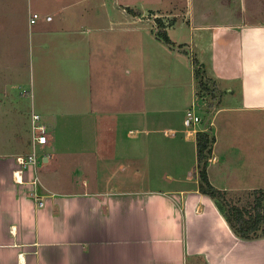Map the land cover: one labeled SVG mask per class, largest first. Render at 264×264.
Masks as SVG:
<instances>
[{
    "label": "crops",
    "instance_id": "1",
    "mask_svg": "<svg viewBox=\"0 0 264 264\" xmlns=\"http://www.w3.org/2000/svg\"><path fill=\"white\" fill-rule=\"evenodd\" d=\"M17 1L0 0V20L25 26L36 85L12 93L1 49L16 36L0 27V115L11 125L0 141L8 146L0 151V264H264V236H237L199 192L195 147L197 131L214 137L206 172L215 188L264 190V0H232L234 8L231 0H184L179 14H165L174 19L166 31L188 34L184 44L218 93L209 94L216 98L205 123L197 113V125L181 126L162 145L152 124L168 115H152L133 72L136 33L142 43L161 41L135 24V14L103 0H23L19 9ZM32 12L40 18L31 24ZM56 74L70 84L64 98L54 92ZM27 93L32 113L35 104L43 109L47 135L34 166L17 161L32 150L31 115L21 120ZM126 127L134 136L121 135ZM152 145L166 155L156 164L159 188L146 185ZM189 154L194 169L185 182Z\"/></svg>",
    "mask_w": 264,
    "mask_h": 264
},
{
    "label": "rangeland",
    "instance_id": "2",
    "mask_svg": "<svg viewBox=\"0 0 264 264\" xmlns=\"http://www.w3.org/2000/svg\"><path fill=\"white\" fill-rule=\"evenodd\" d=\"M103 1L108 5V8H118L119 10L125 9L126 11L135 14V24L143 26L141 30H143V32L148 35L152 33L155 35L156 31L158 30L156 18H158V20L163 23L166 28L165 30H167L168 27L174 25V19L172 17H166L165 14L178 13L186 7L184 0ZM233 3L234 1L232 2L231 0V3L229 5L230 8L236 7V5ZM21 5H23V0H18L16 4L17 9H19ZM107 5H104L103 7L105 8L107 7ZM10 22L11 23H9L8 19L0 20V27L8 28L9 33H15L16 36L13 46L1 49V56L2 59H4L1 68L5 69V79L10 80L8 81V83L10 84L9 87L13 89L12 93L15 94L17 92L16 94L19 95V92H22V94H24L23 90H28V92L32 93L36 85L33 80L35 65L32 64L31 61L32 53L31 48L29 46V41L26 39L27 32L22 33L21 29V27H23L24 29L26 28L21 21V25L17 24V22L15 21V17H12V20H10ZM144 27H147L148 29L150 28L149 31ZM178 30L179 29L172 28L171 30L169 29L168 31H166L168 33V37L170 38L173 44H171L170 46L166 45L163 42L158 43V45H156V43H153L155 45L152 46L150 45V43L147 42L146 36L144 43H142L143 35L141 34V32L136 33L133 71L134 80L136 84L135 91L138 93L140 91L141 95L144 93V104L145 106L149 107L152 112V115L157 114L161 111H165L163 113L168 115L167 121H161L160 119H157V123L155 122L154 124H152V129H154V131L151 132V135L153 136L155 142L161 145L167 140L177 138L180 135L179 128H181V126L182 128H184L182 124L183 116L185 114V111L191 106V104L196 107L194 108L195 112L201 115L202 122L205 123L208 112L211 109V105L214 104V99L217 97L218 93L217 90H215L213 85L214 83L212 81L205 82L206 84H208V88L210 89H208L207 91H204L203 89L199 90L198 82L194 77L193 70V66L195 64H198V59H196L195 53L191 52V50H188V46H186V44L188 45L189 43V39L187 36L188 34L185 31L180 32ZM138 34L141 37H138ZM7 40L10 39L8 38ZM174 41L176 42L174 43ZM154 42L156 41L154 40ZM176 50H181V52H178ZM11 52H13L14 54H11ZM4 54L6 55L4 56ZM15 60H17L18 64L15 63ZM52 74H54V72ZM59 76H62L63 80V75H55V77L58 78H55L54 84L56 86L54 92L56 93L57 98H64L67 93L63 91L65 89L67 90L68 85L70 84H67L66 80H60ZM0 89L2 90V86H0ZM194 90L196 98L193 99V93L192 96H190V93ZM212 90L216 97H212L209 95L208 91L212 93ZM198 92L203 93L198 96ZM135 95L137 96V93H135ZM21 98L23 102V107L25 108L22 110L21 120L24 121L25 119L30 118L32 111L30 108L31 105L29 94L27 93L26 96L22 95ZM42 100L43 98L41 97V102L38 101V104L41 106H43ZM34 106L35 107H33V111L43 116L44 112L42 107L38 108L36 107V104ZM10 129V123L4 120L2 115H0V141L5 140V137L8 135ZM128 129H131V127H126L122 131L121 135H123V137L125 138H127L126 136H134V134L128 132ZM165 129H175L176 134L173 136L165 137L163 135V131ZM241 129L242 128L239 126L234 129L235 136H238L237 133ZM28 132L30 136V130ZM159 146L152 145L149 152L150 157L148 159L151 163V176L148 178V183L146 182V185H148V187L159 188L165 185V182H163L162 177H160L161 171L159 168H157L158 166L156 165L159 163L162 164L166 162V155H163L164 151L163 149H160ZM7 147L8 146L6 145L0 144V151H5ZM159 149L161 150V152L159 151ZM39 150L40 149H38V151ZM40 155L41 154L39 153L37 154L38 159ZM188 157L189 159H184V165L180 169V178L183 181L185 180V182L186 179L189 178V176H187L188 172L193 171L194 169L193 156L189 154ZM40 162L41 161H39V163ZM41 164L43 163L41 162ZM168 170L173 169L168 166ZM144 171L146 175L145 168ZM169 172L173 174V171ZM44 174L45 172L41 171L40 166H38L37 175L41 176ZM130 183L131 182H127L126 184ZM227 197L233 203L241 205L244 204L246 200H248L249 196L246 193H228Z\"/></svg>",
    "mask_w": 264,
    "mask_h": 264
},
{
    "label": "trees",
    "instance_id": "3",
    "mask_svg": "<svg viewBox=\"0 0 264 264\" xmlns=\"http://www.w3.org/2000/svg\"><path fill=\"white\" fill-rule=\"evenodd\" d=\"M156 21L158 30L155 33V37L170 46L172 42L168 37L165 26L158 18H156ZM193 70L199 90L203 89L207 91L210 89L208 88V84L205 83L207 80L205 79L202 67L195 64ZM201 93L198 92V96ZM208 93L211 94L209 91ZM213 141L214 137L205 130L197 131L195 134L199 192L209 196L214 201L229 227L237 236L244 239L264 236V190L257 193H248V200L244 204L238 205L229 200L226 191L215 188L209 182L206 165Z\"/></svg>",
    "mask_w": 264,
    "mask_h": 264
},
{
    "label": "built area",
    "instance_id": "4",
    "mask_svg": "<svg viewBox=\"0 0 264 264\" xmlns=\"http://www.w3.org/2000/svg\"><path fill=\"white\" fill-rule=\"evenodd\" d=\"M40 18V15L37 12H32L29 14V22L35 23ZM46 20H50V16H46ZM200 122V117L195 112L194 107H190L185 111L183 116L182 124L185 128H192ZM30 133H31V143L32 150L26 156L17 157V161L22 165L34 166L37 163V155L35 152V146H43L47 143L46 135V126L42 123L40 115L37 113H31L30 121ZM168 133V132H164ZM42 202L39 200L38 205H41Z\"/></svg>",
    "mask_w": 264,
    "mask_h": 264
}]
</instances>
